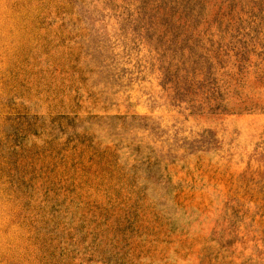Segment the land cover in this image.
<instances>
[{
    "label": "rangeland",
    "instance_id": "1",
    "mask_svg": "<svg viewBox=\"0 0 264 264\" xmlns=\"http://www.w3.org/2000/svg\"><path fill=\"white\" fill-rule=\"evenodd\" d=\"M0 264H264V0H0Z\"/></svg>",
    "mask_w": 264,
    "mask_h": 264
}]
</instances>
